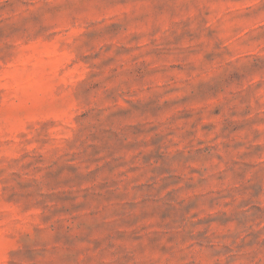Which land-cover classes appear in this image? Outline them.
<instances>
[{"label":"rangeland","instance_id":"374dc122","mask_svg":"<svg viewBox=\"0 0 264 264\" xmlns=\"http://www.w3.org/2000/svg\"><path fill=\"white\" fill-rule=\"evenodd\" d=\"M0 264H264V0H0Z\"/></svg>","mask_w":264,"mask_h":264}]
</instances>
